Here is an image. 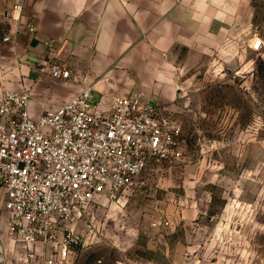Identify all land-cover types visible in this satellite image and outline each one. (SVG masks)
Here are the masks:
<instances>
[{
    "label": "rangeland",
    "instance_id": "rangeland-1",
    "mask_svg": "<svg viewBox=\"0 0 264 264\" xmlns=\"http://www.w3.org/2000/svg\"><path fill=\"white\" fill-rule=\"evenodd\" d=\"M233 26L203 53L181 50L171 93L147 97L165 105L179 126L181 155L97 199V241L73 264H264V56L250 49L253 38L264 37V0H242ZM7 49L2 64L10 78L18 53ZM28 54L22 48L21 56ZM44 74L20 78L29 79L36 113L53 107L41 102L61 98L53 93L59 79ZM0 239L1 264H24L1 196Z\"/></svg>",
    "mask_w": 264,
    "mask_h": 264
},
{
    "label": "built area",
    "instance_id": "built-area-1",
    "mask_svg": "<svg viewBox=\"0 0 264 264\" xmlns=\"http://www.w3.org/2000/svg\"><path fill=\"white\" fill-rule=\"evenodd\" d=\"M15 2L2 13L0 58L15 47L23 30L36 31ZM250 49L264 56V37ZM0 65V196L7 232L24 264H73L78 252L95 243L91 208L102 196H115L151 165L172 161L180 128L165 105L140 92L99 96L93 85L61 104L34 112L31 89L7 86ZM68 80L71 69L59 61L40 67Z\"/></svg>",
    "mask_w": 264,
    "mask_h": 264
},
{
    "label": "crops",
    "instance_id": "crops-1",
    "mask_svg": "<svg viewBox=\"0 0 264 264\" xmlns=\"http://www.w3.org/2000/svg\"><path fill=\"white\" fill-rule=\"evenodd\" d=\"M15 2L24 4L23 17L36 31L23 30L18 44L7 47L18 53L9 67L11 79L5 76L7 86H29L22 75L39 73L58 58L72 70V78L57 81L53 93L60 99L40 104L53 107L90 84L107 101L131 92L164 99L178 75L174 68L181 50L203 53L206 45L226 40L242 5V0H0V28L5 26L3 11Z\"/></svg>",
    "mask_w": 264,
    "mask_h": 264
},
{
    "label": "water",
    "instance_id": "water-1",
    "mask_svg": "<svg viewBox=\"0 0 264 264\" xmlns=\"http://www.w3.org/2000/svg\"><path fill=\"white\" fill-rule=\"evenodd\" d=\"M4 260V245L0 239V264L3 262Z\"/></svg>",
    "mask_w": 264,
    "mask_h": 264
}]
</instances>
